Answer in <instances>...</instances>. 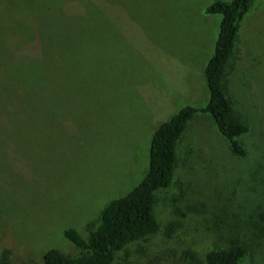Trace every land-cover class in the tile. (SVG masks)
Here are the masks:
<instances>
[{"label":"rangeland","instance_id":"374dc122","mask_svg":"<svg viewBox=\"0 0 264 264\" xmlns=\"http://www.w3.org/2000/svg\"><path fill=\"white\" fill-rule=\"evenodd\" d=\"M215 1L0 0V35L26 39L42 28L63 40L52 90L0 110V264L75 253L64 232L84 235L145 179L163 123L207 106L221 16L206 11ZM225 84L250 128L239 139L246 155L231 153L207 115L195 117L173 184L158 192V232L117 264H189L184 252L203 259L233 242L247 249L238 264H264V0L241 22Z\"/></svg>","mask_w":264,"mask_h":264},{"label":"trees","instance_id":"16d2710c","mask_svg":"<svg viewBox=\"0 0 264 264\" xmlns=\"http://www.w3.org/2000/svg\"><path fill=\"white\" fill-rule=\"evenodd\" d=\"M255 1L218 0L207 8L208 14L221 16L214 54L205 68L209 91L207 106L200 109L187 106L163 123L151 141L145 179L126 196L109 203L99 221L86 226L84 235L75 229H67L64 236L74 246L75 253L49 250L43 258L44 264H117L121 251L156 234L159 230L156 215L160 203L158 192L172 186L179 143L190 122L198 115H207L213 121L234 156L243 158L246 155L239 139L250 128L236 115L225 82L236 51L241 22L252 11ZM14 31L16 35L11 39L7 32L0 35L5 42L0 46V110H18L34 105L38 96L52 90L53 75L59 76L55 68L62 51L54 45L63 40L52 39L42 28L37 31L38 35L29 34L26 39L20 37L19 31ZM34 39L39 48L31 54L28 48ZM20 40L24 43L18 44ZM246 254V247L237 242L225 249L212 250L203 259L191 251L184 252L189 264H238Z\"/></svg>","mask_w":264,"mask_h":264},{"label":"crops","instance_id":"0c3cea01","mask_svg":"<svg viewBox=\"0 0 264 264\" xmlns=\"http://www.w3.org/2000/svg\"><path fill=\"white\" fill-rule=\"evenodd\" d=\"M256 2V1H255Z\"/></svg>","mask_w":264,"mask_h":264}]
</instances>
